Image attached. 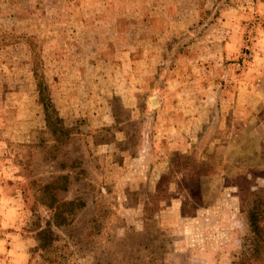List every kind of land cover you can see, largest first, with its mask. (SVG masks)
Listing matches in <instances>:
<instances>
[{
	"label": "rangeland",
	"instance_id": "rangeland-1",
	"mask_svg": "<svg viewBox=\"0 0 264 264\" xmlns=\"http://www.w3.org/2000/svg\"><path fill=\"white\" fill-rule=\"evenodd\" d=\"M60 175L80 207L35 250V184ZM258 188L260 0H0V264H229Z\"/></svg>",
	"mask_w": 264,
	"mask_h": 264
},
{
	"label": "trees",
	"instance_id": "trees-1",
	"mask_svg": "<svg viewBox=\"0 0 264 264\" xmlns=\"http://www.w3.org/2000/svg\"><path fill=\"white\" fill-rule=\"evenodd\" d=\"M255 1V0H253ZM264 3V0H260ZM37 91V103L43 113L45 127L59 142L68 140L70 131L63 125L56 109L50 101L45 84L37 71L33 70ZM66 175L55 177L44 184H35V199L48 212L42 225L37 222L34 229L35 250L46 251L58 239L55 230L67 227L80 204L76 200H65L59 193L67 190ZM239 213L246 234L240 241V248L229 264H264V189L246 191L239 201Z\"/></svg>",
	"mask_w": 264,
	"mask_h": 264
},
{
	"label": "crops",
	"instance_id": "crops-1",
	"mask_svg": "<svg viewBox=\"0 0 264 264\" xmlns=\"http://www.w3.org/2000/svg\"><path fill=\"white\" fill-rule=\"evenodd\" d=\"M156 105L158 106V102L156 103ZM130 106V105H129ZM134 105L131 104L130 107H133ZM111 123H113V118L110 116V121L106 124V126H109ZM23 258V254H21L20 252V260Z\"/></svg>",
	"mask_w": 264,
	"mask_h": 264
},
{
	"label": "water",
	"instance_id": "water-1",
	"mask_svg": "<svg viewBox=\"0 0 264 264\" xmlns=\"http://www.w3.org/2000/svg\"><path fill=\"white\" fill-rule=\"evenodd\" d=\"M149 102H150V105H154L155 99L154 98H150Z\"/></svg>",
	"mask_w": 264,
	"mask_h": 264
}]
</instances>
